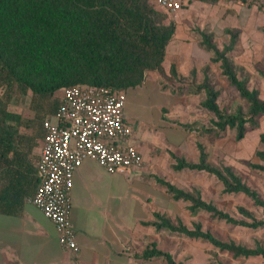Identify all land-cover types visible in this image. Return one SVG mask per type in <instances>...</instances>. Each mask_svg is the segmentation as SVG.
<instances>
[{"label":"trees","instance_id":"1","mask_svg":"<svg viewBox=\"0 0 264 264\" xmlns=\"http://www.w3.org/2000/svg\"><path fill=\"white\" fill-rule=\"evenodd\" d=\"M195 1L213 4L219 0ZM175 27L174 21H167L166 13L155 9L149 0H0V86L30 91L35 100L48 99L43 121L57 110L54 93L63 87L88 85L126 92L140 86L151 71L178 81L189 77L194 81L195 68L188 76H181L171 64L169 75L164 73L162 63ZM225 33L228 41L220 49L211 32L198 29L197 45L211 54V63L217 64L221 76L245 103L246 109L237 107L228 112L219 106L220 89L207 65L202 70V81L191 93H204L201 106L211 116V127L204 128L205 132L219 138L233 130L235 139L240 140L247 125L257 127L259 117L264 115V100L257 88L247 86L248 80L241 77V70L232 58L238 44V31L227 28ZM260 74L264 78V72ZM18 120L19 116L8 112L0 102V212H11L12 201L35 190L37 184L33 164L26 152L17 148L14 130L6 124ZM42 134L43 131L41 137ZM259 142L261 149L255 152L259 163H251L249 167L264 175V131L259 133ZM196 147V161L173 156L172 169L204 171L213 175L221 182L223 193L244 194L261 208L263 217L257 219L248 209L238 206L237 211L244 219H236L205 201L196 187L186 190L157 178L172 199L187 202L191 213L204 211L210 218L229 224L252 229L264 227V199L231 165L209 161L205 147L200 143ZM153 218L146 224L156 230L164 229L182 237L207 241L213 248L234 258L261 256L264 259V244L250 247L222 241L203 230L200 222H193L188 227L180 218L172 220L160 212H154ZM148 247L141 253V258L162 257L167 264H179L168 252L157 249L154 243Z\"/></svg>","mask_w":264,"mask_h":264},{"label":"rangeland","instance_id":"2","mask_svg":"<svg viewBox=\"0 0 264 264\" xmlns=\"http://www.w3.org/2000/svg\"><path fill=\"white\" fill-rule=\"evenodd\" d=\"M149 2L155 9L166 13L167 21L172 20L176 25L175 33L167 45L162 63L164 73L169 75L168 69L173 63L178 74L183 76H188L189 71L195 68L196 77L194 81L190 77L185 81H178L171 79L172 77L161 76L158 71H151L146 74L145 81L130 92L142 93L141 95L147 97L143 103L145 105L143 110L148 107L155 117L162 114L163 108L164 116L169 120L173 118L193 128L194 132L189 133L187 137L189 148L186 151L182 150L181 153L174 149L175 156L182 155L186 160L193 161L192 159L197 156L194 144L200 142L205 146L209 161L231 165L264 199V175L249 167L251 163H259L255 152L261 149L259 133L264 131V115L259 117L257 127L250 128L247 125V131L240 140L235 139L233 130L217 138L204 131V128L211 127V116L201 106L205 98L204 93H191L202 81V70L207 65L220 89L219 106L225 107L228 112L234 111L237 107L246 109L245 103L238 98L234 89L229 87L221 76L217 64L211 63V54L197 45L196 34L199 29L211 32L215 44L221 49L228 41L225 29L230 28L239 33L238 44L232 53L234 63L241 70V77L248 80L247 86L257 88L260 98L264 100V78L260 74L264 72V0H246L245 3L240 0H219L213 4L182 0V8L176 13L165 12L155 6L151 0ZM52 100L55 99L52 97ZM0 102L5 105L8 112L19 116L17 122L7 121L6 124L14 130L13 140L17 143V148L26 152L29 161L35 166L40 148L41 121L48 109L49 100H35L30 91L22 92L18 87L8 89L2 85L0 86ZM153 122L149 124L151 128L163 123L161 119H155ZM170 135L173 139L174 134ZM163 152L169 155L168 150H162ZM166 158L173 162L170 155ZM166 164L164 165L166 173L163 177L176 186L186 190L196 187L205 201L213 203L218 209L229 213L236 219H244L237 211L238 206L248 209L255 218L262 219V210L259 206H256L242 193H223L221 182L213 175L204 171L187 169L176 172L172 169L168 170L169 167ZM187 206V202L173 201L169 208L172 212L171 217L179 215L189 227L193 222H200L204 230L210 231L222 241H234L244 246L264 244V227L252 229L229 224L223 220L210 218L204 211L191 213L187 210ZM160 239L164 249H179L181 252L187 249L189 244L185 243L182 237L168 232H165ZM194 244L196 246H190V250L207 251L208 245L205 243L196 242ZM222 258L224 262L228 260L225 256ZM208 260L211 264L219 262L214 252H211ZM190 261L191 259H187L185 264H192Z\"/></svg>","mask_w":264,"mask_h":264},{"label":"crops","instance_id":"3","mask_svg":"<svg viewBox=\"0 0 264 264\" xmlns=\"http://www.w3.org/2000/svg\"><path fill=\"white\" fill-rule=\"evenodd\" d=\"M134 89L126 91L124 106V116L132 134L113 143L122 147L134 146L142 155L144 164L139 168L109 174L96 161L85 159L75 170L70 188L72 206L69 221L79 247L77 254L61 249L53 223L27 202L34 194L33 189L20 200L12 201L11 212H0V264H167L162 257L141 258V253L152 243L157 249L168 252L179 264H185L187 259H191L192 264H211L208 260L211 252L218 257L216 264H264L261 256L234 258L213 248L207 241L173 233L188 242V248L183 252L163 248L160 238L168 231L156 230L146 223L154 220V212L166 214L172 220L180 216L171 217L169 208L173 201H177L172 199L157 178L167 180L163 177L166 173L164 165L167 162L168 170L172 169L173 156L182 157L175 156L174 149L180 153L186 151L189 148L187 137L194 131L182 121L169 120L164 116L163 108L158 117L148 107L143 110L147 97L130 92ZM155 119H161L163 123L151 128L149 124ZM170 134H174L173 139ZM197 143L194 144L197 156L193 161L198 158ZM162 150L169 151L173 162L166 158L169 155ZM196 242L208 245L207 251L190 250L189 247L196 246ZM224 256L228 259L225 262Z\"/></svg>","mask_w":264,"mask_h":264},{"label":"built area","instance_id":"4","mask_svg":"<svg viewBox=\"0 0 264 264\" xmlns=\"http://www.w3.org/2000/svg\"><path fill=\"white\" fill-rule=\"evenodd\" d=\"M151 2L168 13L182 8V0ZM54 98L58 108L41 124L43 134L35 166L37 184L27 202L53 223L61 249L77 254L79 247L69 221L75 170L85 159L96 161L109 174L142 167L144 160L134 146L113 143L132 134L124 116L126 92L71 85L56 91Z\"/></svg>","mask_w":264,"mask_h":264}]
</instances>
